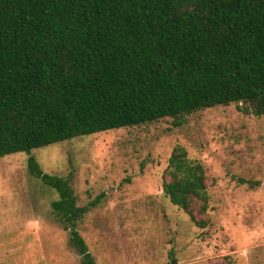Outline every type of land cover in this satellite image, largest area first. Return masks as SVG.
<instances>
[{
    "label": "trees",
    "instance_id": "1",
    "mask_svg": "<svg viewBox=\"0 0 264 264\" xmlns=\"http://www.w3.org/2000/svg\"><path fill=\"white\" fill-rule=\"evenodd\" d=\"M231 104L264 117V0H0V158ZM27 171L95 264L77 231L89 207L32 156ZM163 193L206 226L205 173L180 147Z\"/></svg>",
    "mask_w": 264,
    "mask_h": 264
},
{
    "label": "rangeland",
    "instance_id": "2",
    "mask_svg": "<svg viewBox=\"0 0 264 264\" xmlns=\"http://www.w3.org/2000/svg\"><path fill=\"white\" fill-rule=\"evenodd\" d=\"M231 104L79 137L0 158V264H81L54 215V191L27 171L69 181L95 264H264V117ZM182 148L202 166L208 208L193 215L163 193ZM244 181L246 184H241Z\"/></svg>",
    "mask_w": 264,
    "mask_h": 264
}]
</instances>
